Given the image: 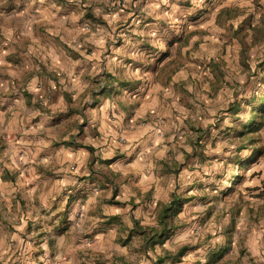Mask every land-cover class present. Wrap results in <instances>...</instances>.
<instances>
[{
    "label": "clouds",
    "instance_id": "1",
    "mask_svg": "<svg viewBox=\"0 0 264 264\" xmlns=\"http://www.w3.org/2000/svg\"><path fill=\"white\" fill-rule=\"evenodd\" d=\"M0 264H264V0H0Z\"/></svg>",
    "mask_w": 264,
    "mask_h": 264
}]
</instances>
